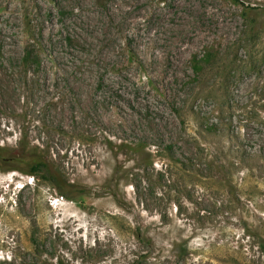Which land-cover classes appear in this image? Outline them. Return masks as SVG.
Masks as SVG:
<instances>
[{
	"label": "rangeland",
	"instance_id": "374dc122",
	"mask_svg": "<svg viewBox=\"0 0 264 264\" xmlns=\"http://www.w3.org/2000/svg\"><path fill=\"white\" fill-rule=\"evenodd\" d=\"M0 146V264H264V0H0Z\"/></svg>",
	"mask_w": 264,
	"mask_h": 264
},
{
	"label": "trees",
	"instance_id": "16d2710c",
	"mask_svg": "<svg viewBox=\"0 0 264 264\" xmlns=\"http://www.w3.org/2000/svg\"><path fill=\"white\" fill-rule=\"evenodd\" d=\"M43 43L37 38V36H31L27 41L24 49V54L21 59V64L26 69H30L32 66L41 67L43 62ZM210 55H204L199 58L198 56H194L192 60V70L196 75H201L205 70V64L207 63ZM210 129H213L210 126ZM212 132V130H209ZM202 137V135H201ZM149 141L147 140H138L136 142H132L130 148L135 152L145 151L147 144ZM3 148L0 146V164L6 157L3 154ZM166 156H168L169 160L177 166H187L191 165H203L197 163L198 161L203 160L206 164L205 166L214 167L216 165L217 155L214 154L212 147H201L198 151H193L191 155L181 156L176 152V148L174 144H168L165 148L162 149ZM36 151V152H35ZM31 160L28 163V170L26 173L46 180L53 184L55 188L59 190L62 196H66L67 198H71L72 196L69 194V185L66 183L65 179L61 175L60 171L52 165V163L44 158L42 154H38L37 150L34 148L31 152ZM138 239L141 241H145V237L141 234L140 231H137ZM151 245H155L156 241L152 238L149 239ZM261 247L264 251V242L261 244ZM46 264V263H41Z\"/></svg>",
	"mask_w": 264,
	"mask_h": 264
}]
</instances>
